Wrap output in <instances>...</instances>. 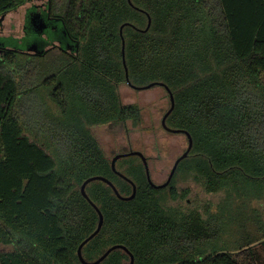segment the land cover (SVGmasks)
Here are the masks:
<instances>
[{
	"label": "trees",
	"instance_id": "obj_1",
	"mask_svg": "<svg viewBox=\"0 0 264 264\" xmlns=\"http://www.w3.org/2000/svg\"><path fill=\"white\" fill-rule=\"evenodd\" d=\"M27 1L0 0V17ZM51 10L76 55L63 51L54 71L18 59L25 52L0 55V243L14 247L0 263L83 264L78 247L100 220L83 182L103 175L132 194L93 131L142 122L141 106L119 92L128 84V23L130 80L166 83L175 98L167 123L193 138L175 174L194 172L207 191L226 194L216 210L165 206L168 186H152L144 164L125 157L117 168L136 183L133 199L102 180L86 187L104 223L84 258L123 244L135 264H261L255 241L219 242L224 207L264 196V0H51ZM129 263L116 249L99 264Z\"/></svg>",
	"mask_w": 264,
	"mask_h": 264
},
{
	"label": "rangeland",
	"instance_id": "obj_2",
	"mask_svg": "<svg viewBox=\"0 0 264 264\" xmlns=\"http://www.w3.org/2000/svg\"><path fill=\"white\" fill-rule=\"evenodd\" d=\"M41 0H30L5 16L4 23L0 26V34L22 38L25 36L24 23L26 8ZM29 37L28 35L26 38ZM15 38L8 40L10 45L18 44ZM65 54L63 51L53 48L47 53L28 55L17 54L18 59L24 62H39L41 65L50 67L54 71L56 59ZM47 68V67H46ZM264 78V77H263ZM121 99L124 103H138L142 109V122L134 126L131 122L123 125H98L93 127L98 140L104 151L113 158L118 152L129 150H140L149 157L151 176L156 183L167 180L175 160L186 150L188 138L185 133H173L164 128L162 118L170 107V98L164 86L154 85L150 88L135 89L129 84H121L119 87ZM142 162L138 156H127ZM125 158V157H124ZM124 158L119 159L118 168L122 169L121 163ZM174 186L181 194L173 199L170 196V187L160 193L164 196L165 206L181 207L185 211L198 209L204 212V206L209 204L216 210L218 204L225 197V190L209 192L204 185L197 180L194 172L178 171L175 174ZM224 207V206H223ZM223 212L226 214L224 229L220 245L226 247H237L240 244L255 241L253 249L264 264V196L260 199L236 200ZM12 245L0 243V253L13 250ZM1 264V263H0Z\"/></svg>",
	"mask_w": 264,
	"mask_h": 264
},
{
	"label": "water",
	"instance_id": "obj_3",
	"mask_svg": "<svg viewBox=\"0 0 264 264\" xmlns=\"http://www.w3.org/2000/svg\"><path fill=\"white\" fill-rule=\"evenodd\" d=\"M129 2L132 4V0H129ZM7 15V13L3 14L1 17H0V22L5 18V16ZM36 17L37 16H33L32 18V22L34 24H37V20H36ZM40 18V17H39ZM151 22H152V18L151 16L149 15V22H148V26L147 28H145L144 30H148L150 25H151ZM128 24V23H125L122 25L121 27V34H122V37H123V60H124V66H125V71H126V79H127V83L132 86L133 88L135 89H145V88H150L154 85H161V86H164L165 89L167 90L168 94H169V97H170V107L168 108V110L165 112V114L163 115V118H162V124L164 126V128L170 132H173V133H179V132H182V133H185L187 138H188V146L186 148V150L175 160L174 162V165L169 173V176L167 178V180L163 183H156L152 176H151V171H150V167H149V164H148V158L146 156V154L140 150H130V151H127V152H118L111 160V163H112V168L113 170L118 174L120 175L121 177H123L124 179H126L128 182H130L133 186V192L132 194L130 195H123L120 193L119 189L117 188V186L113 183L112 180H110L109 178L103 176V175H94V176H91L89 177L88 179H86L82 186H81V191H82V194L87 198V200L94 206V208L97 210L98 214H99V217H100V220H99V223H98V226L97 228L89 235L87 236L79 245L78 247V256L81 260V262L83 264H99L101 263L112 251L116 250V249H123L125 252H127L129 255H130V263L129 264H135V257L133 255V253L127 248V246L123 245V244H115V245H112L110 247H108L105 252L99 256L97 259L95 260H92V261H89V260H86L84 258V255H83V248L84 246L91 240L93 239L101 230L102 226H103V223H104V215L100 209V207L90 198L89 194L87 193L86 191V187L87 185L90 183V182H93V181H96V180H102L104 182H106L108 185H110L113 190H114V193L121 199H124V200H130V199H133L137 193V185L136 183L134 182V180H132L129 176H127L125 173H123L122 171H120L118 168H117V160L121 157H127V156H139L141 158V160L143 161L144 165H145V170H146V175H147V178H148V181L150 182V184H152V186L156 187V188H163V187H166L168 186L171 181H172V178L175 174V172L177 171V168L180 164V162L185 159L186 157H188L193 149V138H192V135L190 134V132L186 129H181V128H174V127H171L168 125L167 123V118L168 116L171 114V112L173 111L174 107H175V98H174V93L172 92V90L170 89V87L162 82V81H152L150 83H147V84H144V85H136L134 83H132V81L130 80V76H129V70H128V65H127V62H126V54H125V46H126V40H125V37H124V33H123V30H124V27L125 25ZM38 34L41 32L40 30H43L45 28V24L42 22L39 24L38 26ZM35 48V47H34ZM37 49V48H36ZM40 51V50H39ZM43 50H41L40 52L42 53Z\"/></svg>",
	"mask_w": 264,
	"mask_h": 264
},
{
	"label": "flooded vegetation",
	"instance_id": "obj_4",
	"mask_svg": "<svg viewBox=\"0 0 264 264\" xmlns=\"http://www.w3.org/2000/svg\"><path fill=\"white\" fill-rule=\"evenodd\" d=\"M29 1H27L26 3H28ZM33 16H37V24H34L32 22ZM59 18L60 17L52 14L51 0H41V3H34L31 6H28L26 8L25 23L23 26L25 36L18 39L10 35L5 36L0 34V55H6V53L12 49L20 52H25L27 54L35 55L41 54V50H43L42 53H47L50 49L53 48L60 49L61 51H64L70 55H76L78 52V44L75 45L73 43V38L70 37L67 29L62 26V23ZM4 20L5 18L0 22V26L4 23ZM42 22L45 24V28L43 30H40L41 32L38 34V26ZM27 35L29 37L26 38ZM11 38H15L17 43L21 44L22 46L10 45L8 40H11ZM147 158L149 162V157ZM119 159L117 160L118 163L120 161ZM170 184L168 185V187L170 186Z\"/></svg>",
	"mask_w": 264,
	"mask_h": 264
}]
</instances>
